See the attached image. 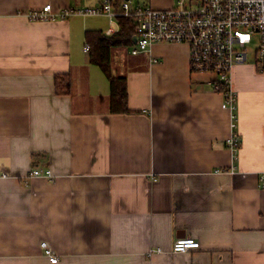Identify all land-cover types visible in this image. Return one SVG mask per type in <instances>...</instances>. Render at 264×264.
Returning <instances> with one entry per match:
<instances>
[{
	"label": "crops",
	"instance_id": "crops-1",
	"mask_svg": "<svg viewBox=\"0 0 264 264\" xmlns=\"http://www.w3.org/2000/svg\"><path fill=\"white\" fill-rule=\"evenodd\" d=\"M100 3L0 0V264H264V71L232 70L236 160L232 113L192 78L186 44L113 48L130 109L113 113L110 81L85 51L87 32L104 33L110 18L27 17ZM64 76L68 95L56 91ZM36 168L53 177L26 183ZM180 238L200 248L172 252Z\"/></svg>",
	"mask_w": 264,
	"mask_h": 264
},
{
	"label": "built area",
	"instance_id": "built-area-1",
	"mask_svg": "<svg viewBox=\"0 0 264 264\" xmlns=\"http://www.w3.org/2000/svg\"><path fill=\"white\" fill-rule=\"evenodd\" d=\"M169 8H157L151 4L133 5L132 0H101L97 7L66 8L54 12L47 4L40 10L27 14L33 21H52L72 16H101L110 18L111 26L104 33L111 36L120 30L119 19H132L135 25L133 54L147 53L155 43H182L189 46L190 67L193 73L213 74L203 82L212 89L221 90L223 108L232 113L233 133L226 142L227 148L237 159L242 138L234 122V111L238 98L232 88V70L235 65L249 60L248 46L257 41L254 53L255 64L264 70V0H172ZM90 49L85 47V51ZM33 177L52 178L50 170L34 169L23 180ZM264 188V173L260 176ZM193 238L177 239L172 248L174 253H186L200 248ZM45 254L52 263L59 258L47 242H42ZM161 250H153L160 252Z\"/></svg>",
	"mask_w": 264,
	"mask_h": 264
},
{
	"label": "trees",
	"instance_id": "trees-1",
	"mask_svg": "<svg viewBox=\"0 0 264 264\" xmlns=\"http://www.w3.org/2000/svg\"><path fill=\"white\" fill-rule=\"evenodd\" d=\"M119 5L123 0H116ZM147 2V1H145ZM148 3V2H147ZM120 30L111 36L105 33L87 32L86 40L90 47V61L101 67L108 77L111 85V108L113 113H128L127 80L125 77H114L111 73V52L113 48L133 46L135 41V25L132 19L120 18ZM264 71V70H263ZM70 80L68 76L57 78L56 91L60 95L70 93ZM219 91V90H218ZM221 92V90L219 91ZM238 106V105H237ZM237 109L234 111V122L237 123Z\"/></svg>",
	"mask_w": 264,
	"mask_h": 264
},
{
	"label": "rangeland",
	"instance_id": "rangeland-1",
	"mask_svg": "<svg viewBox=\"0 0 264 264\" xmlns=\"http://www.w3.org/2000/svg\"><path fill=\"white\" fill-rule=\"evenodd\" d=\"M147 1V2H145ZM165 1H169V0H165ZM195 1V0H194ZM132 3L133 5H138V4H151V0H132ZM152 5V4H151ZM101 16H105V15H101ZM128 50L132 51L130 47H127ZM248 49H249V60L246 62V63H255V58H254V53H255V50L257 49V41H253V43H251L249 46H248ZM189 59H190V52H189ZM190 64V63H189ZM190 72H191V76L192 78H194L195 80H204L206 78H210V77H213L214 75L213 74H198V73H193L191 71V67H190Z\"/></svg>",
	"mask_w": 264,
	"mask_h": 264
},
{
	"label": "water",
	"instance_id": "water-1",
	"mask_svg": "<svg viewBox=\"0 0 264 264\" xmlns=\"http://www.w3.org/2000/svg\"><path fill=\"white\" fill-rule=\"evenodd\" d=\"M125 1H130V0H125Z\"/></svg>",
	"mask_w": 264,
	"mask_h": 264
}]
</instances>
